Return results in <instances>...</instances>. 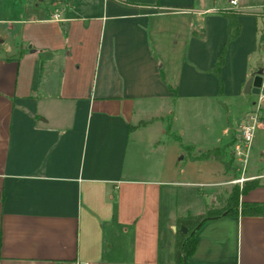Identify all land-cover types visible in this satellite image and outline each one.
Wrapping results in <instances>:
<instances>
[{
	"label": "crops",
	"instance_id": "0c3cea01",
	"mask_svg": "<svg viewBox=\"0 0 264 264\" xmlns=\"http://www.w3.org/2000/svg\"><path fill=\"white\" fill-rule=\"evenodd\" d=\"M13 2L0 0V264H175V219L241 182L223 156H199L230 126L181 142L174 108L218 102L221 83L242 95L257 17L246 28V7L227 0H99L76 14L67 0H25L27 16H6ZM225 9L238 26L215 75ZM139 147L152 160L137 162ZM243 174L257 184L238 200L264 202V173ZM190 196L200 203L177 212ZM193 236L185 264H264L261 216L208 218Z\"/></svg>",
	"mask_w": 264,
	"mask_h": 264
},
{
	"label": "rangeland",
	"instance_id": "374dc122",
	"mask_svg": "<svg viewBox=\"0 0 264 264\" xmlns=\"http://www.w3.org/2000/svg\"><path fill=\"white\" fill-rule=\"evenodd\" d=\"M18 0H14L12 7L9 8V15L10 17H19V16H27L24 12V9L27 10L29 7H22L25 3V0H19L20 2H17ZM42 1H49V0H42ZM68 2H71L72 4V14L76 13H85L84 7H86L88 4L97 5L99 0H67ZM87 3V4H86ZM194 3L199 5H212L213 7H225L226 6V0H194ZM264 0H237L238 7H246V28L250 26L251 15H254V11L258 9L259 5L263 4ZM47 10H50V7H48ZM48 14L46 12L42 11H36L34 12V16L39 15H46ZM256 19V18H255ZM83 21V20H82ZM258 24H260L259 19H256V29ZM247 29H246V66L252 65V70L255 69H261L264 66V57L261 53L258 46L253 43V45H250V39L247 38ZM34 42V41H33ZM221 83V82H220ZM225 89V92L219 93V101L213 102L212 100H196L193 102H185L180 104V106L177 105V107L174 108V112L172 115L171 125L173 127H177L174 134H177L182 139L190 138V139H201V138H207L206 136L209 133L217 132L221 124H228L230 128H228V138H226L224 141L220 142V144L216 146H205L201 149V153L208 152L207 156H213L216 154L214 152L215 149L218 153H222L223 160L225 161L224 164V170H226V167L229 166L231 163L234 165V167H231V170L228 171L229 179L235 180L236 183L242 182L243 179L237 180L240 176L243 178L245 177L240 174L239 172V164L237 161L231 157L230 154V142L232 140L236 139V132H237V124L239 120L248 113L249 111V102L254 98V95L252 93H242L243 97H246V107L245 105H241V101H243V97L240 94L239 96H233V94L230 92L234 87L231 83L227 82L226 85L220 84V89ZM232 94V95H231ZM237 95V94H236ZM264 108H262L258 115H261L262 118L259 122H257L254 125V129L252 131V137L250 140V147L248 151V155L246 158V163L244 169L246 172H258V173H264ZM183 129L184 133L181 135L179 133V130ZM138 155L136 157V161H141L144 163L149 162L151 159L148 155H143L141 147L138 148ZM194 153V152H193ZM180 154H178L179 156ZM152 160V159H151ZM260 182L264 183V174L262 175V178H260ZM232 186V185H231ZM230 184L228 186H221L219 189L215 190L213 194L210 197L212 200L211 202H208L209 198H205L203 196V205L201 207V210H205L208 208L217 207L220 205L224 198L227 196V194L231 190ZM190 187H180L179 190L182 193L188 192L190 190ZM205 187H201V192H205ZM181 196L184 194H180ZM199 204L198 199H193L190 197H180L178 200L176 199L175 207L176 211L182 210L185 206L188 208L195 206V204Z\"/></svg>",
	"mask_w": 264,
	"mask_h": 264
},
{
	"label": "trees",
	"instance_id": "16d2710c",
	"mask_svg": "<svg viewBox=\"0 0 264 264\" xmlns=\"http://www.w3.org/2000/svg\"><path fill=\"white\" fill-rule=\"evenodd\" d=\"M222 15L226 19V34L225 40L218 52L217 58L212 64L211 71L213 74L217 75L218 68L221 64V58L223 53L224 44L227 40L233 38L237 32V21L235 19V11L230 9L222 10ZM219 88V84H218ZM214 150L216 154L214 156L221 158L222 153H218ZM209 151L205 153H200L199 156L205 157L208 155ZM225 164V161H223ZM257 181L255 178L245 179L240 183V186L233 184L231 186L230 192L224 198L223 202L217 207L205 209L202 213H198L191 216L176 218L174 238H173V253L172 260L175 264H181L184 262L186 257L190 254L194 247V236L193 232L195 228L200 225L204 220L212 217H218L221 215L236 214L237 212L241 215H256L261 216L264 219V202L258 201H240L238 200L239 194L244 193L247 189L255 186ZM178 224H182L186 227L184 233H180L178 230Z\"/></svg>",
	"mask_w": 264,
	"mask_h": 264
},
{
	"label": "built area",
	"instance_id": "2783aa9c",
	"mask_svg": "<svg viewBox=\"0 0 264 264\" xmlns=\"http://www.w3.org/2000/svg\"><path fill=\"white\" fill-rule=\"evenodd\" d=\"M227 7L234 9L237 7V0H227ZM254 16L260 21L257 27V46L264 57V3L259 5L258 9L254 11ZM51 19H57V13L50 15ZM254 98L250 102V108L237 124V137L231 145V156L239 164L240 174L244 171L245 161L248 155L250 140L254 125L257 123L259 115L258 112L264 108V66L260 69V82L256 93H253ZM245 179L240 176L237 180ZM80 264H86L81 262Z\"/></svg>",
	"mask_w": 264,
	"mask_h": 264
},
{
	"label": "water",
	"instance_id": "95a60500",
	"mask_svg": "<svg viewBox=\"0 0 264 264\" xmlns=\"http://www.w3.org/2000/svg\"><path fill=\"white\" fill-rule=\"evenodd\" d=\"M260 82V68L255 69L248 77H246V80L243 83L242 86V92L243 93H256L257 87ZM178 230L180 233H184L186 231V227L182 224H178ZM181 264H184L182 262Z\"/></svg>",
	"mask_w": 264,
	"mask_h": 264
}]
</instances>
